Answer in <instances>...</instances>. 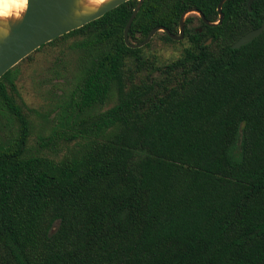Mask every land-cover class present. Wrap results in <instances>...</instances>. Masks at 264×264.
I'll list each match as a JSON object with an SVG mask.
<instances>
[{
  "label": "trees",
  "instance_id": "16d2710c",
  "mask_svg": "<svg viewBox=\"0 0 264 264\" xmlns=\"http://www.w3.org/2000/svg\"><path fill=\"white\" fill-rule=\"evenodd\" d=\"M219 1L143 0L129 40L178 34L189 8L216 21ZM247 1L215 26L187 16L163 65L124 42L137 0L49 41L77 36L78 53L49 150L27 146L17 65L0 77V264H264V29L231 47L264 22Z\"/></svg>",
  "mask_w": 264,
  "mask_h": 264
},
{
  "label": "rangeland",
  "instance_id": "374dc122",
  "mask_svg": "<svg viewBox=\"0 0 264 264\" xmlns=\"http://www.w3.org/2000/svg\"><path fill=\"white\" fill-rule=\"evenodd\" d=\"M191 14L196 13H188L186 17ZM192 25H199L197 17L193 18ZM75 39L77 36H68L52 44L47 43L40 50L32 52V59L23 58L16 64L18 90L22 100L32 109L31 133L27 146L33 150L53 148L52 144L41 146L40 138L43 137L45 140L46 137L52 136L55 129L58 128L60 106L66 103L75 88V64L78 56L74 47ZM175 41L183 42H167L163 40L160 33L156 32L147 43L149 45L144 47L143 54L155 56L158 63L163 65L178 58L183 47L188 43L184 36L181 40ZM9 134V124L0 115V138L5 141L9 138ZM53 139L58 147H63L58 136H53Z\"/></svg>",
  "mask_w": 264,
  "mask_h": 264
},
{
  "label": "water",
  "instance_id": "95a60500",
  "mask_svg": "<svg viewBox=\"0 0 264 264\" xmlns=\"http://www.w3.org/2000/svg\"><path fill=\"white\" fill-rule=\"evenodd\" d=\"M125 1L128 0H107L95 9H84L80 4V0H29L28 9L22 19L10 23L0 21V77L43 44L101 17ZM142 1L137 0L123 29L124 42L130 48L144 46L158 31L166 33L173 40H181L184 36V20L188 13H196L206 25L221 24L224 18L222 4L226 0L218 2V18L216 21L208 20L197 8H189L180 16L178 34L170 32L164 26H156L149 31L141 42L132 43L129 40L128 32ZM253 1H247L249 11H251ZM263 29L264 22L259 27L240 36L232 43L231 47L239 48L249 43Z\"/></svg>",
  "mask_w": 264,
  "mask_h": 264
},
{
  "label": "clouds",
  "instance_id": "9594fccd",
  "mask_svg": "<svg viewBox=\"0 0 264 264\" xmlns=\"http://www.w3.org/2000/svg\"><path fill=\"white\" fill-rule=\"evenodd\" d=\"M29 0H0V21L15 22L23 18Z\"/></svg>",
  "mask_w": 264,
  "mask_h": 264
},
{
  "label": "bare ground",
  "instance_id": "6f19581e",
  "mask_svg": "<svg viewBox=\"0 0 264 264\" xmlns=\"http://www.w3.org/2000/svg\"><path fill=\"white\" fill-rule=\"evenodd\" d=\"M107 0H80V4L84 9H95ZM5 22V21H1Z\"/></svg>",
  "mask_w": 264,
  "mask_h": 264
}]
</instances>
